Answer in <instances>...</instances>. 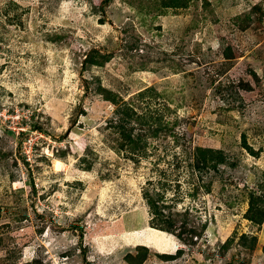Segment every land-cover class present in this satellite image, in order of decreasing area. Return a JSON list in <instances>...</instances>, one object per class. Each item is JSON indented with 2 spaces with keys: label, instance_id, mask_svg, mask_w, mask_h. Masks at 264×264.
I'll list each match as a JSON object with an SVG mask.
<instances>
[{
  "label": "rangeland",
  "instance_id": "374dc122",
  "mask_svg": "<svg viewBox=\"0 0 264 264\" xmlns=\"http://www.w3.org/2000/svg\"><path fill=\"white\" fill-rule=\"evenodd\" d=\"M186 2L0 0V264H264V0Z\"/></svg>",
  "mask_w": 264,
  "mask_h": 264
},
{
  "label": "trees",
  "instance_id": "16d2710c",
  "mask_svg": "<svg viewBox=\"0 0 264 264\" xmlns=\"http://www.w3.org/2000/svg\"><path fill=\"white\" fill-rule=\"evenodd\" d=\"M186 1L187 0H161L162 6L164 8L183 7L187 4ZM158 96L159 94L156 93L154 87H147L143 90H140L134 97L138 101L143 102L146 97L157 98ZM114 105L116 106L110 118L107 120V126L121 131L123 137H125V142L128 144L127 148L130 154L129 158L135 160L133 154L146 146V139L142 136V134L134 133L135 128L133 127L132 123L137 122L138 124L147 126L148 130L151 131V137H157L164 128L162 125L163 116L159 115L157 110L151 111L148 109L145 113L138 114L134 110L133 105L126 102L118 106L117 104ZM150 122H152V126H150ZM153 124L155 126H153ZM6 133L14 136V132L9 130H6ZM245 148L249 147L245 146ZM205 152H207L211 157H213V153L214 156L220 155L218 164L225 163V157L222 151L213 152L207 149ZM250 153L255 154L253 151H250ZM249 195L251 200L248 202V208L244 213L243 218L252 224L261 225L264 222V187L261 189L258 188L255 192L250 191L248 196ZM145 196V199L147 200V203L154 214L152 218V225L158 230L174 233L176 231V221L174 220L173 216L163 214L162 208L158 205L156 198L148 195ZM251 240V246L254 248L256 238L251 237Z\"/></svg>",
  "mask_w": 264,
  "mask_h": 264
},
{
  "label": "bare ground",
  "instance_id": "6f19581e",
  "mask_svg": "<svg viewBox=\"0 0 264 264\" xmlns=\"http://www.w3.org/2000/svg\"><path fill=\"white\" fill-rule=\"evenodd\" d=\"M61 164L62 163L60 161H55V166L57 167V169L60 168ZM152 230H154V229H152ZM154 231L161 232V231H158V230H154Z\"/></svg>",
  "mask_w": 264,
  "mask_h": 264
}]
</instances>
